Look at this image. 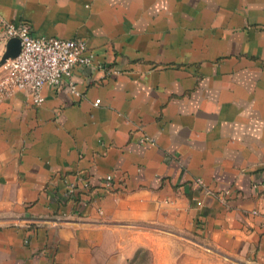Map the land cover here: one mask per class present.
Listing matches in <instances>:
<instances>
[{
  "label": "crops",
  "instance_id": "crops-1",
  "mask_svg": "<svg viewBox=\"0 0 264 264\" xmlns=\"http://www.w3.org/2000/svg\"><path fill=\"white\" fill-rule=\"evenodd\" d=\"M4 22L94 64L0 101V264H264V0H0Z\"/></svg>",
  "mask_w": 264,
  "mask_h": 264
},
{
  "label": "built area",
  "instance_id": "built-area-1",
  "mask_svg": "<svg viewBox=\"0 0 264 264\" xmlns=\"http://www.w3.org/2000/svg\"><path fill=\"white\" fill-rule=\"evenodd\" d=\"M10 38L19 40V52L0 65V101L13 91L21 90L32 97L34 104H40L43 88L56 89L62 83L74 92L70 80L72 72L94 64V53L83 40L36 36L24 22L2 24L0 56ZM98 103V99L93 101L94 106ZM110 181V176H106L103 186L109 187ZM193 186L203 193H212L199 178L193 180ZM90 187V182L84 176L77 175L75 180L64 182V195L76 204V197L90 191ZM229 194L230 190L226 189L219 195Z\"/></svg>",
  "mask_w": 264,
  "mask_h": 264
},
{
  "label": "water",
  "instance_id": "water-1",
  "mask_svg": "<svg viewBox=\"0 0 264 264\" xmlns=\"http://www.w3.org/2000/svg\"><path fill=\"white\" fill-rule=\"evenodd\" d=\"M19 52V40L17 38H10L6 41L4 50L0 56V65L6 59H12Z\"/></svg>",
  "mask_w": 264,
  "mask_h": 264
},
{
  "label": "trees",
  "instance_id": "trees-1",
  "mask_svg": "<svg viewBox=\"0 0 264 264\" xmlns=\"http://www.w3.org/2000/svg\"><path fill=\"white\" fill-rule=\"evenodd\" d=\"M90 189H91V187H90ZM78 195V194H77Z\"/></svg>",
  "mask_w": 264,
  "mask_h": 264
},
{
  "label": "rangeland",
  "instance_id": "rangeland-1",
  "mask_svg": "<svg viewBox=\"0 0 264 264\" xmlns=\"http://www.w3.org/2000/svg\"><path fill=\"white\" fill-rule=\"evenodd\" d=\"M146 260V259H145Z\"/></svg>",
  "mask_w": 264,
  "mask_h": 264
}]
</instances>
